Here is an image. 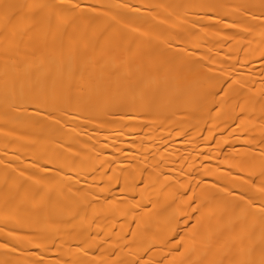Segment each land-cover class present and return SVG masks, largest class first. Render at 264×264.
<instances>
[{
	"label": "bare ground",
	"instance_id": "6f19581e",
	"mask_svg": "<svg viewBox=\"0 0 264 264\" xmlns=\"http://www.w3.org/2000/svg\"><path fill=\"white\" fill-rule=\"evenodd\" d=\"M0 264H264V0H0Z\"/></svg>",
	"mask_w": 264,
	"mask_h": 264
}]
</instances>
